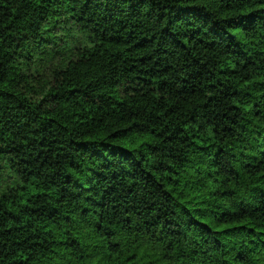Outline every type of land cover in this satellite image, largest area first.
I'll use <instances>...</instances> for the list:
<instances>
[{
    "label": "trees",
    "instance_id": "trees-1",
    "mask_svg": "<svg viewBox=\"0 0 264 264\" xmlns=\"http://www.w3.org/2000/svg\"><path fill=\"white\" fill-rule=\"evenodd\" d=\"M0 264H264V0H0Z\"/></svg>",
    "mask_w": 264,
    "mask_h": 264
}]
</instances>
